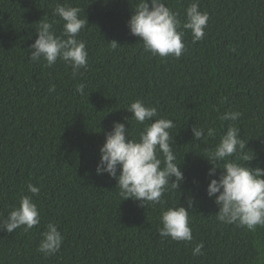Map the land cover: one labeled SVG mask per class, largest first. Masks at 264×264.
<instances>
[{
	"label": "trees",
	"instance_id": "16d2710c",
	"mask_svg": "<svg viewBox=\"0 0 264 264\" xmlns=\"http://www.w3.org/2000/svg\"><path fill=\"white\" fill-rule=\"evenodd\" d=\"M78 6L88 26V67L72 76L63 61L46 66L29 58L40 20H58L56 3ZM139 0H0V213L7 216L21 195L31 193L41 222L29 231H0V264H264V227L255 231L216 219L206 193L202 156L235 123L250 166L264 168V0H199L209 15L204 38L184 31L180 58H160L144 49L127 21ZM181 20L191 0H165ZM63 21L55 24L56 34ZM118 46L113 49L111 41ZM84 85V93L77 91ZM172 119L177 163L184 181L165 192L164 207L183 203L191 191V242L158 235L161 205L123 199L116 180L97 175L99 147L113 121L130 137L143 125L129 118L134 100ZM239 111L237 121H222ZM214 127L215 137L193 140L191 129ZM221 171L217 169V173ZM179 193V195H178ZM50 222L64 239L52 255L37 250ZM201 255H193L197 243Z\"/></svg>",
	"mask_w": 264,
	"mask_h": 264
},
{
	"label": "clouds",
	"instance_id": "9594fccd",
	"mask_svg": "<svg viewBox=\"0 0 264 264\" xmlns=\"http://www.w3.org/2000/svg\"><path fill=\"white\" fill-rule=\"evenodd\" d=\"M82 11L67 2L56 3L52 14L58 20L39 21L35 29L36 39L29 45V58L33 62L43 60L48 67L61 60L71 68L74 78L82 75L81 70L88 67V51L86 43L77 37L89 25L86 17L81 16ZM208 20L209 15L200 9L199 0H191L183 20L167 6L165 0H139L133 7L127 26L151 55L178 59L185 51L184 31L191 32L193 43L200 41L204 38ZM59 21L63 24L57 35L55 24ZM117 46L116 41H111L113 49ZM77 91L83 94L84 85L79 84ZM126 109L132 115L125 117V121L129 124L131 118L143 127L138 136L130 137L124 122L113 121L99 147L96 174H107L115 179L122 200L132 199L140 206L149 203L161 205L160 237L191 242L189 212L195 204L191 191L185 195L183 203L178 202L177 197V203L164 207L165 192H176L185 179L180 167L182 159L177 163V146L170 131L175 128V123L172 119L158 117L156 107L139 99L132 101ZM241 115L239 111H232L219 118L235 122ZM191 132L196 141L216 136L214 127L205 129L193 125ZM246 143L240 136V129L233 123L226 127L215 147L202 155L210 165L205 193L217 206V220L255 231L258 226L264 227V168L247 163L256 154L246 149ZM217 169L221 171L217 173ZM27 190L31 195H21L18 205L13 206L7 216L0 213V231L12 233L23 227L27 232L40 225V213L33 201V196L40 189L29 183ZM41 236L37 250L44 255L56 253L64 239L54 222L46 225ZM203 247L202 242L195 244L193 255H201Z\"/></svg>",
	"mask_w": 264,
	"mask_h": 264
}]
</instances>
